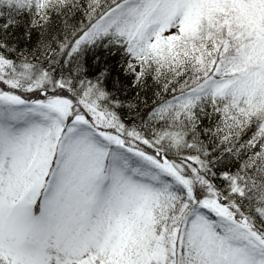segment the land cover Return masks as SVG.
<instances>
[{"label": "snow or ice", "instance_id": "obj_1", "mask_svg": "<svg viewBox=\"0 0 264 264\" xmlns=\"http://www.w3.org/2000/svg\"><path fill=\"white\" fill-rule=\"evenodd\" d=\"M0 264H264V0H0Z\"/></svg>", "mask_w": 264, "mask_h": 264}]
</instances>
